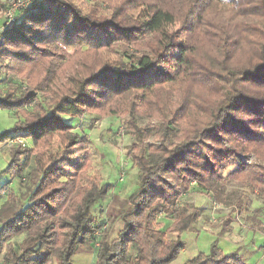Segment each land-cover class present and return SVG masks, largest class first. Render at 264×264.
Wrapping results in <instances>:
<instances>
[{"label":"trees","instance_id":"obj_1","mask_svg":"<svg viewBox=\"0 0 264 264\" xmlns=\"http://www.w3.org/2000/svg\"><path fill=\"white\" fill-rule=\"evenodd\" d=\"M10 23L0 33V108L17 120L0 142L32 147L9 152L5 171L28 188L21 199L0 186V264H73L92 241L94 264H245L216 241L175 263L179 234L199 216L178 198L194 182L242 213L244 195L224 192L227 181L264 197V0H31ZM86 112L125 115L121 132L133 138L125 154L138 182L112 239V223L94 220L111 186L92 169L99 152Z\"/></svg>","mask_w":264,"mask_h":264},{"label":"rangeland","instance_id":"obj_2","mask_svg":"<svg viewBox=\"0 0 264 264\" xmlns=\"http://www.w3.org/2000/svg\"><path fill=\"white\" fill-rule=\"evenodd\" d=\"M13 1L0 0V33L5 29L3 27H7L6 25L3 26L2 12ZM101 5L106 6V3L101 2ZM228 10V7H224L223 13L227 14ZM168 29L176 32L178 27L177 25H169ZM12 80L24 86L18 75L14 74ZM0 86L5 89L6 82L1 83ZM81 117L83 128L99 152L98 158L94 159L92 169L100 172L104 182L109 183L111 186L106 199L102 200L99 206L93 207L94 220L95 223L99 224L103 222V226L112 223L109 233V239H112L122 226L118 214L121 210L128 208V195L136 189L138 182V170L125 154L127 148L133 142V138L129 134L121 132L122 121L125 118L123 114L111 115L86 112L84 117L83 115ZM16 120L17 117L13 111L0 108V132L11 128ZM151 120L155 121V119ZM137 121L139 125H147L150 122L146 117H138ZM156 140L157 138L150 137L145 143ZM28 143L29 147H32L30 140ZM248 157L246 163L251 164L253 159L255 161L253 154ZM8 158V155L4 157L3 153L0 152V186L10 182L8 190L18 188L21 199H24L28 187L26 182L20 183L18 177H14L5 171L9 162ZM30 169L31 167H29ZM231 189L238 190L244 195L242 200L247 206L242 213L238 212L239 210L233 212L230 206L215 202L210 193L199 190L194 182L188 190L182 192L178 202L188 207H197L199 216L189 230L179 234V239L184 247L175 263H183L200 252H209L211 244L216 241L217 247L225 253L237 251L245 264H264V197L259 196L257 190L254 191L248 187L227 181L224 192ZM3 190H6V187ZM4 194L1 195V200L6 198V193ZM257 208H261L259 214H253L252 211ZM162 213L160 212L158 221L162 225L161 228L165 230L171 224V220L167 219ZM227 218L232 219L230 230L223 235H218L222 229V223ZM175 238H177V233L165 232L164 234L165 241ZM20 239L21 236L19 235L13 238V241L17 244ZM96 247L97 241H92L89 247L79 248L73 256V264H94ZM85 255L89 256V263L84 261ZM1 259L2 254H0Z\"/></svg>","mask_w":264,"mask_h":264},{"label":"built area","instance_id":"obj_3","mask_svg":"<svg viewBox=\"0 0 264 264\" xmlns=\"http://www.w3.org/2000/svg\"><path fill=\"white\" fill-rule=\"evenodd\" d=\"M31 0H14L3 12L2 18L4 19L5 23H10L15 19V14L19 9L25 8L29 5ZM10 145L17 146H26V142L24 138L17 137L14 139L8 140ZM12 147V148H13ZM241 158H244L241 156Z\"/></svg>","mask_w":264,"mask_h":264},{"label":"crops","instance_id":"obj_4","mask_svg":"<svg viewBox=\"0 0 264 264\" xmlns=\"http://www.w3.org/2000/svg\"><path fill=\"white\" fill-rule=\"evenodd\" d=\"M81 119H82V117H81ZM25 142L29 146V143H28L29 142V139H25ZM12 147H13V145H10V143H8V141H6V142H0V152L3 153V156L4 157H7V155L9 156V152H10V150H11ZM9 183L10 182H8L7 188L9 187ZM3 189H5V188H3ZM3 189H0V207L6 201V198H7V194H6V198H4V199L1 200V195H5L4 194L5 193V190H3ZM89 260H90L89 256L88 255H85L84 261H87L86 263H89Z\"/></svg>","mask_w":264,"mask_h":264}]
</instances>
